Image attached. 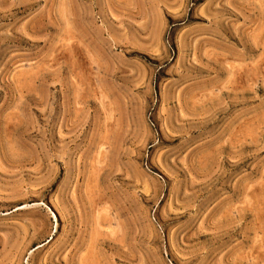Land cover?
I'll list each match as a JSON object with an SVG mask.
<instances>
[{
    "label": "rangeland",
    "instance_id": "obj_1",
    "mask_svg": "<svg viewBox=\"0 0 264 264\" xmlns=\"http://www.w3.org/2000/svg\"><path fill=\"white\" fill-rule=\"evenodd\" d=\"M0 264H264V0H0Z\"/></svg>",
    "mask_w": 264,
    "mask_h": 264
}]
</instances>
